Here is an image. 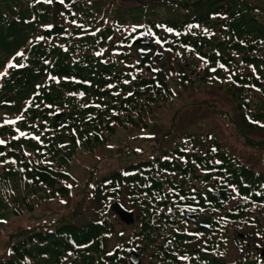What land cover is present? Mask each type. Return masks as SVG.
<instances>
[{
	"label": "trees",
	"instance_id": "obj_1",
	"mask_svg": "<svg viewBox=\"0 0 264 264\" xmlns=\"http://www.w3.org/2000/svg\"><path fill=\"white\" fill-rule=\"evenodd\" d=\"M175 2L154 17L145 12L149 22L134 25L120 20V10L106 19V0H0V73L7 72L0 75V218L68 195L65 167L78 149L107 142L118 125L145 126L176 86L215 83L228 95L224 100L238 102L243 123L264 129V4ZM145 31L152 44L142 56L133 39ZM163 49L169 66L155 62ZM10 62L24 66L7 68ZM215 140L188 133L170 150L133 164L142 170L116 171L99 182L95 198L109 206L126 199L135 210L133 232L143 237L146 264H264L258 246L264 244V168ZM221 188L232 199L217 197ZM194 193L208 229L178 205ZM99 216L84 222L61 216L29 233L11 232L0 264H111L110 240L119 235L109 214ZM238 230L257 242L241 239ZM232 238L239 252L233 258Z\"/></svg>",
	"mask_w": 264,
	"mask_h": 264
},
{
	"label": "rangeland",
	"instance_id": "obj_2",
	"mask_svg": "<svg viewBox=\"0 0 264 264\" xmlns=\"http://www.w3.org/2000/svg\"><path fill=\"white\" fill-rule=\"evenodd\" d=\"M149 1L153 2L150 3L152 4L150 7L146 0H112L110 3L106 0L108 8L106 19H114L112 16H116L115 11L120 10L125 12L124 19H120L121 21L126 24L144 25L149 22L148 19L143 21L145 12L151 13L145 14V17L146 15L154 17L155 13L169 9L170 6L166 3L178 2V0ZM256 1L264 4V0ZM94 3L101 4L98 1ZM176 8L182 9V7ZM140 37L141 34L137 35L133 41L138 42ZM164 58L158 60V56H155L157 62H162ZM165 62L167 66L171 64L168 58ZM172 92L170 97L162 98L155 105L156 108L145 120L147 123L145 126L132 123L127 127L118 125L107 142L97 143L94 148L80 147L65 167L70 173L69 176L63 177L68 186L71 185L68 195L44 199L37 208L16 213L9 218H0V258L9 253L10 247L7 245L11 239L9 233H17L16 236H19L21 232L29 233L32 228L52 223L54 219L61 216L84 222L97 216L100 218L99 214H109L115 222L117 231L125 229L127 233L132 232L136 221L134 224H126L106 204L108 200H103L106 202L104 203L95 198L99 182L104 176L115 174L116 171L126 174L142 170L143 165L133 164L142 159H150L162 151L170 150L188 133L209 134L213 139L216 138L215 141H218V145L223 149L240 155L246 164L253 168H264V129H251L243 123L236 107L238 102H234L235 99L233 100L232 97L224 100L228 97L225 90H221L215 83L199 82L195 84V87H189V90L176 86ZM195 183L197 187L202 188L200 181ZM194 195L197 194L194 193ZM124 202L130 208V203L126 199ZM175 203L178 202L175 201ZM96 213L98 215H95ZM243 231L246 230H238V237L243 236H241ZM248 233L250 232H244V234ZM129 237L113 236L111 243ZM249 240L254 244L253 236H250ZM229 245L228 255L233 258L237 255L235 250H238L233 238ZM262 246L264 250V244ZM248 247L251 248L252 245L248 244ZM248 247L246 245L242 250Z\"/></svg>",
	"mask_w": 264,
	"mask_h": 264
},
{
	"label": "flooded vegetation",
	"instance_id": "obj_3",
	"mask_svg": "<svg viewBox=\"0 0 264 264\" xmlns=\"http://www.w3.org/2000/svg\"><path fill=\"white\" fill-rule=\"evenodd\" d=\"M115 234L127 236V237H129V234H131V236L127 239L122 240V241L117 240L115 242L114 249L111 251V253L115 257H114V259H112L110 261L111 264H130L131 263L130 249L132 247H135L137 253L139 254V256L141 258L142 264H146L147 256L140 249V245H139V243L143 237H138L139 235L135 234L133 231L132 232L130 231L127 233L125 230H122L119 232L117 231ZM110 241H112V240H110ZM134 256H135V253H134Z\"/></svg>",
	"mask_w": 264,
	"mask_h": 264
},
{
	"label": "water",
	"instance_id": "obj_4",
	"mask_svg": "<svg viewBox=\"0 0 264 264\" xmlns=\"http://www.w3.org/2000/svg\"><path fill=\"white\" fill-rule=\"evenodd\" d=\"M138 42L141 43V44H143V45H150L151 44L150 37L147 34H145L143 37H141L140 39H138ZM146 52H147V50L142 49L141 50L142 56H144L146 54ZM162 56L163 55L161 54V57ZM116 211L120 214L121 218L123 220H125L126 222H128V223L134 222L135 215H134V212L133 211L128 210V209H126L123 206L117 207L116 208ZM133 253L134 252H131V255H132L131 264H141V261H140V258L138 257V255H137L138 258H136ZM262 254H264V250H263Z\"/></svg>",
	"mask_w": 264,
	"mask_h": 264
},
{
	"label": "snow or ice",
	"instance_id": "obj_5",
	"mask_svg": "<svg viewBox=\"0 0 264 264\" xmlns=\"http://www.w3.org/2000/svg\"><path fill=\"white\" fill-rule=\"evenodd\" d=\"M37 2L39 3L40 0H37ZM44 2L51 4L52 3V0H44ZM60 2L63 3V0H60ZM48 27H51V26H48ZM196 27H199V26L197 25ZM132 31L133 32L136 31V27L135 26L133 27ZM168 31H173V30L172 29H168ZM205 31H207V30H205ZM39 39H43V37H40ZM17 55L18 56H23L24 53L23 52H20V53H17ZM98 55H99V53H98ZM23 66L24 65H22V64L21 65H16V64L10 62L6 67L7 68H13V67H23ZM221 67H223V65H221ZM6 74H7V72L0 73V75H6ZM126 83H127V81H126ZM19 118H22V117H19ZM6 122L7 123H15V121H6ZM21 135H25V134L24 133H21ZM35 139L39 140V137H35ZM3 143H5V142L3 140H0V144H3ZM0 155H2V154H0ZM69 187H71V185H69ZM169 211H171V209Z\"/></svg>",
	"mask_w": 264,
	"mask_h": 264
}]
</instances>
